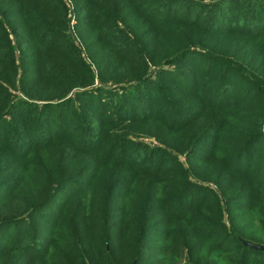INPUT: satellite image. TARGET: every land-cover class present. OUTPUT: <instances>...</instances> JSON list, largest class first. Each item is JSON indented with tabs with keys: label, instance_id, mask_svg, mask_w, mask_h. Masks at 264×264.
<instances>
[{
	"label": "trees",
	"instance_id": "16d2710c",
	"mask_svg": "<svg viewBox=\"0 0 264 264\" xmlns=\"http://www.w3.org/2000/svg\"><path fill=\"white\" fill-rule=\"evenodd\" d=\"M69 1L0 0V264H264V0Z\"/></svg>",
	"mask_w": 264,
	"mask_h": 264
},
{
	"label": "rangeland",
	"instance_id": "374dc122",
	"mask_svg": "<svg viewBox=\"0 0 264 264\" xmlns=\"http://www.w3.org/2000/svg\"><path fill=\"white\" fill-rule=\"evenodd\" d=\"M65 2H66L67 5L69 4V6H68V8L70 9L69 10V18L71 19L70 25H72L71 26L72 27V32H74L76 34V32L73 31L74 30V23L76 21L75 8H73V5L71 4V2L69 0H65ZM77 37H78V35H77ZM77 37H76L75 43L80 44L78 39H77ZM141 136H143V135H141ZM138 140H140V141H142L144 143H147L149 146H152V147L159 146V145H157L158 143L155 142L153 138L143 137V138H139ZM180 160L182 162V159H180ZM211 188H212V186H211ZM225 223L227 225L226 216H225ZM249 230H251L253 232H256V233L261 232L259 229L256 228V226L254 224L250 226ZM251 240L252 241L244 242V243H252V244H255V245H258V246H261V247L264 248V235L258 234V239H256V240L251 239ZM260 243H262V244H260ZM185 253H186V251H185ZM180 264H183V262H181Z\"/></svg>",
	"mask_w": 264,
	"mask_h": 264
},
{
	"label": "water",
	"instance_id": "95a60500",
	"mask_svg": "<svg viewBox=\"0 0 264 264\" xmlns=\"http://www.w3.org/2000/svg\"><path fill=\"white\" fill-rule=\"evenodd\" d=\"M262 133L264 134V119H263V123H262ZM244 245L246 246V247H251V248H254V249H256V250H259V251H264V248L263 247H261V246H258V245H255V244H252V243H244Z\"/></svg>",
	"mask_w": 264,
	"mask_h": 264
}]
</instances>
